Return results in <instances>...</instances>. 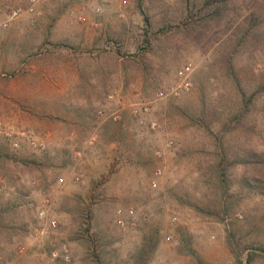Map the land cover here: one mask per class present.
I'll return each mask as SVG.
<instances>
[{"label":"rangeland","instance_id":"1","mask_svg":"<svg viewBox=\"0 0 264 264\" xmlns=\"http://www.w3.org/2000/svg\"><path fill=\"white\" fill-rule=\"evenodd\" d=\"M175 2L43 0L33 21L24 12L1 28L0 142L9 151L0 158V264H49L38 219L46 198L58 216L49 237L72 255L56 264H264V196L241 181L260 169L220 160L222 150L264 155V5L260 35L232 60L237 87L218 44L146 27L142 11ZM186 62L191 88L154 99ZM144 102L154 130L131 116Z\"/></svg>","mask_w":264,"mask_h":264},{"label":"trees","instance_id":"2","mask_svg":"<svg viewBox=\"0 0 264 264\" xmlns=\"http://www.w3.org/2000/svg\"><path fill=\"white\" fill-rule=\"evenodd\" d=\"M175 1L174 7L165 9L164 13L151 12L150 10L142 11L146 27L152 29L155 34L158 30L163 29L173 33L175 37L189 39L195 44L203 42L207 45L218 44L220 49H222V51L219 49L221 62L227 67H225L226 74L234 80L237 87H240L232 60L237 48L254 42L260 35L263 25L261 9L264 5V0ZM243 103L246 104L247 99L243 98ZM236 117L237 113L233 112L231 119L234 120ZM8 151L9 146L6 142H0V158L8 156ZM220 160L221 162L227 160L228 164H256L257 168L260 169V174L257 176H245L241 181L245 187L264 196L263 154L248 150L244 154H236L232 157L222 150ZM223 192L225 195L227 190L225 189ZM230 248L235 253L236 261L239 263V254H236L238 252L231 243ZM245 248H248V246ZM252 258L253 252L249 251L247 262H251Z\"/></svg>","mask_w":264,"mask_h":264},{"label":"built area","instance_id":"3","mask_svg":"<svg viewBox=\"0 0 264 264\" xmlns=\"http://www.w3.org/2000/svg\"><path fill=\"white\" fill-rule=\"evenodd\" d=\"M42 2L43 0H28V6L25 9H22V7L18 6V7H0V30L2 28L5 29L7 28V25L13 21V20H17L22 13H26L29 14L32 18V21L34 20V18L36 17L35 15H38L39 12L36 10V4L38 2ZM119 3V5H125L127 3L128 0H115ZM91 11L95 14V15H101L103 12V9L101 6L96 5L95 7H93L91 9ZM34 15V16H32ZM70 15H72L73 17H75L77 20L84 22L86 20L85 15L82 14L79 11H75V10H70ZM118 15L120 17H124V13L122 10H119ZM94 26H99L100 23L98 22H93ZM2 31H0L1 34ZM44 51V50H43ZM45 52V51H44ZM193 67L192 64L190 62H186L184 64H182L180 66V68L176 71V77L175 79L168 84L166 87L161 88V89H157V91H155L154 93V99L156 100H165L167 98H176L178 97L181 93L188 91L191 86V80H190V75L192 73ZM113 95L109 94L108 97L111 98ZM150 112V106L148 105V103H142L140 105L139 108H136L135 105H132V108L130 109V113L132 118L139 124V125H148L149 128H151L152 130L156 129L157 127V122L154 118L152 119H148L147 115ZM113 119L117 120L119 119V115L114 113L113 114ZM18 139H14V141H12V145L14 147H18L19 146V140ZM29 144L33 145V146H41L43 147V142L44 141H37L35 139H29L28 140ZM172 145V141L171 140H166L164 146L165 147H171ZM156 156L157 157H161V153L160 151H156ZM162 171V167L158 166L157 169L154 172L155 176H159L160 173ZM156 182L154 180V178L151 181V185L155 186ZM49 199H45L44 200V204L40 207V209L38 210V219L39 222L41 223V227H40V233L41 234H45L48 238V249L46 252V257H47V261L49 264H56L57 261H60L62 263H68L71 261L72 255H71V249L69 246V243L66 240H60V241H55L53 238L49 237V235H51L54 230L57 228L58 226V216L56 214H50L49 213ZM119 212V210H118ZM128 215H132L133 214V208L130 207L127 210ZM238 217H241L240 214H237ZM172 220L175 221L176 220V216L173 215L172 216ZM124 221L122 219L119 220V224L121 226H123ZM171 238V235L168 236V239Z\"/></svg>","mask_w":264,"mask_h":264}]
</instances>
